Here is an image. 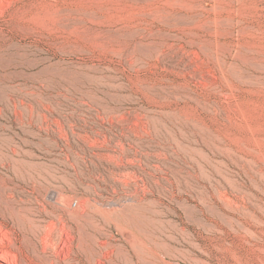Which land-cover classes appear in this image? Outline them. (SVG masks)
Here are the masks:
<instances>
[{
    "label": "rangeland",
    "instance_id": "1",
    "mask_svg": "<svg viewBox=\"0 0 264 264\" xmlns=\"http://www.w3.org/2000/svg\"><path fill=\"white\" fill-rule=\"evenodd\" d=\"M33 221L53 264H264V0H0V223Z\"/></svg>",
    "mask_w": 264,
    "mask_h": 264
},
{
    "label": "bare ground",
    "instance_id": "2",
    "mask_svg": "<svg viewBox=\"0 0 264 264\" xmlns=\"http://www.w3.org/2000/svg\"><path fill=\"white\" fill-rule=\"evenodd\" d=\"M3 195H2V197L4 198L3 200L5 201L4 204H6L7 203L6 199H8V198L5 199V197ZM9 199H11V198H9ZM8 205H9V203H7V207H8ZM7 207H6V209H7ZM12 210H9V211H12ZM9 211H8V217H9ZM6 212L7 211H5V213ZM16 222L18 225L17 227H19L20 229H23L24 232L27 230L26 228L29 227V225L26 221H16ZM30 222H32V221H30ZM39 222L33 221L32 227L34 228V230L30 229L32 234H33V231H36V233L34 234L35 240L30 239V236H28L29 238H27L26 236L28 233L22 234L25 236H23L24 238L22 237L23 239L21 240L20 238H18V236L15 234V232L13 230H11V228H8V226H7V228L6 227L4 228L3 227L4 225H2V222L0 223V264H47L48 262H51V264H53L52 261L54 259H56V248L58 245V241L51 237V234H52L51 232L53 231L52 229L55 228L56 224L54 223V225H52L50 223L51 225H48V226L44 225L43 226L42 223H39ZM43 229L45 230L44 233H42ZM28 232H30V231H28ZM48 250L51 251L50 253L53 256V258L47 254L49 252Z\"/></svg>",
    "mask_w": 264,
    "mask_h": 264
},
{
    "label": "built area",
    "instance_id": "3",
    "mask_svg": "<svg viewBox=\"0 0 264 264\" xmlns=\"http://www.w3.org/2000/svg\"><path fill=\"white\" fill-rule=\"evenodd\" d=\"M73 204H76L75 202Z\"/></svg>",
    "mask_w": 264,
    "mask_h": 264
}]
</instances>
